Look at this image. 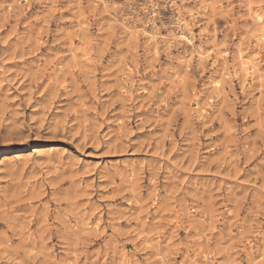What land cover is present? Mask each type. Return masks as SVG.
Listing matches in <instances>:
<instances>
[{"label":"rangeland","instance_id":"1","mask_svg":"<svg viewBox=\"0 0 264 264\" xmlns=\"http://www.w3.org/2000/svg\"><path fill=\"white\" fill-rule=\"evenodd\" d=\"M0 264H264V0H0Z\"/></svg>","mask_w":264,"mask_h":264},{"label":"bare ground","instance_id":"2","mask_svg":"<svg viewBox=\"0 0 264 264\" xmlns=\"http://www.w3.org/2000/svg\"><path fill=\"white\" fill-rule=\"evenodd\" d=\"M255 14H256V13H255ZM256 16H257V15H256ZM256 20H257V21H260V20H261V17H260V16H257V17H256ZM239 55H240V54H239ZM245 56H246V55H245ZM240 58L244 60L243 56H241ZM241 64H242V63H241ZM256 68H257V67H256ZM252 69H253V68H252ZM214 84H215V83H214Z\"/></svg>","mask_w":264,"mask_h":264}]
</instances>
